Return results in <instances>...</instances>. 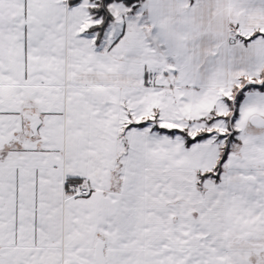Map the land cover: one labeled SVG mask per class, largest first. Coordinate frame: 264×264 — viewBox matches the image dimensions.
Segmentation results:
<instances>
[{"label":"snow or ice","instance_id":"1","mask_svg":"<svg viewBox=\"0 0 264 264\" xmlns=\"http://www.w3.org/2000/svg\"><path fill=\"white\" fill-rule=\"evenodd\" d=\"M0 264H264V0H0Z\"/></svg>","mask_w":264,"mask_h":264}]
</instances>
